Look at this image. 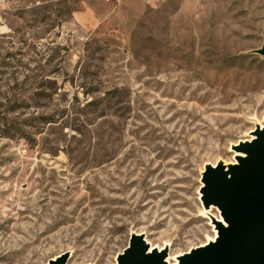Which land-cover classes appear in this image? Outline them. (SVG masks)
<instances>
[{
    "label": "rangeland",
    "instance_id": "374dc122",
    "mask_svg": "<svg viewBox=\"0 0 264 264\" xmlns=\"http://www.w3.org/2000/svg\"><path fill=\"white\" fill-rule=\"evenodd\" d=\"M263 43L264 0H0V264L207 243L201 173L264 125Z\"/></svg>",
    "mask_w": 264,
    "mask_h": 264
},
{
    "label": "water",
    "instance_id": "95a60500",
    "mask_svg": "<svg viewBox=\"0 0 264 264\" xmlns=\"http://www.w3.org/2000/svg\"><path fill=\"white\" fill-rule=\"evenodd\" d=\"M264 58V43L253 51ZM249 139L232 144L233 162L206 164L201 173L202 204L213 206L212 241L177 256L176 264H264V125H255ZM61 254L47 264H65ZM116 264H169L166 250H150L143 235L131 234Z\"/></svg>",
    "mask_w": 264,
    "mask_h": 264
},
{
    "label": "bare ground",
    "instance_id": "6f19581e",
    "mask_svg": "<svg viewBox=\"0 0 264 264\" xmlns=\"http://www.w3.org/2000/svg\"><path fill=\"white\" fill-rule=\"evenodd\" d=\"M235 154V153H234ZM215 235L212 237V238H209L208 241H212L214 239ZM153 247L151 246L150 247V250L152 249ZM165 248V247H164ZM162 248H158V250H161ZM168 256V255H167ZM166 261L169 263V264H176L177 263V256L171 258L170 256H168V258L166 259Z\"/></svg>",
    "mask_w": 264,
    "mask_h": 264
}]
</instances>
